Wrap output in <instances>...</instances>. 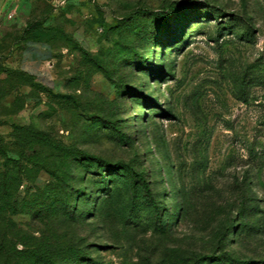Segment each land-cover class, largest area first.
<instances>
[{
    "label": "rangeland",
    "instance_id": "374dc122",
    "mask_svg": "<svg viewBox=\"0 0 264 264\" xmlns=\"http://www.w3.org/2000/svg\"><path fill=\"white\" fill-rule=\"evenodd\" d=\"M0 264H264V0H2Z\"/></svg>",
    "mask_w": 264,
    "mask_h": 264
},
{
    "label": "crops",
    "instance_id": "0c3cea01",
    "mask_svg": "<svg viewBox=\"0 0 264 264\" xmlns=\"http://www.w3.org/2000/svg\"><path fill=\"white\" fill-rule=\"evenodd\" d=\"M2 0H0V6ZM50 58L49 49L47 46L38 45L34 42H27L22 54L23 64H21L23 70L30 75L41 76L38 73V69L42 66V63Z\"/></svg>",
    "mask_w": 264,
    "mask_h": 264
},
{
    "label": "trees",
    "instance_id": "16d2710c",
    "mask_svg": "<svg viewBox=\"0 0 264 264\" xmlns=\"http://www.w3.org/2000/svg\"><path fill=\"white\" fill-rule=\"evenodd\" d=\"M135 177L139 178V175L137 174H134ZM141 183H142V187L146 193V195L150 196V192H149V188H148V185L146 184V182L141 178Z\"/></svg>",
    "mask_w": 264,
    "mask_h": 264
}]
</instances>
